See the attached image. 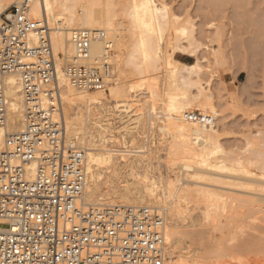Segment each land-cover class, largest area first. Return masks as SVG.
<instances>
[{"label": "rangeland", "instance_id": "rangeland-1", "mask_svg": "<svg viewBox=\"0 0 264 264\" xmlns=\"http://www.w3.org/2000/svg\"><path fill=\"white\" fill-rule=\"evenodd\" d=\"M154 1L159 7L167 8L169 19L172 18L169 33L164 31L163 37L164 44L168 38L173 45H178L173 50L171 46L165 47L168 53L173 52L174 65L180 68L181 63L195 64V71L189 74L190 83L181 87L175 76L166 79V71L163 65H159L148 73L145 83L140 85L144 82L143 75L130 64L132 60L136 61L135 57L130 59V63L127 61V54L132 51L138 32L124 11L127 5L130 6L131 0H82L75 5L78 13L84 6L95 15L99 24H103V18L107 15L111 20L109 27L117 30L103 29L106 41L111 43L109 62L112 76L107 86L116 83L119 88H124L126 95L120 91L123 95L119 93L117 98H113L108 95L106 87L104 97H96L99 101L105 98L103 100L108 102V108H89L88 115L84 109H80L77 115L73 106L66 104L63 97L65 85L59 82L62 92L59 108L60 115H63L61 118L68 128L69 121L77 117L83 133L87 131V117L89 130L93 132L92 140L98 139L97 127L103 124L106 127L105 143H111L109 148L112 152L113 148L119 150L113 152L114 156L123 158L124 155L134 154L145 158V162L151 159L153 164H146L149 168L147 176H151L154 182L158 179L159 185H156L157 182L154 185L157 191L163 187L161 178L167 177L173 181L176 190L167 197V201L174 200L172 204H179L180 212L174 230L178 231L182 241L169 245L168 252H174L172 256L177 257V264H264V0ZM48 23L50 27H55V22L49 20ZM174 28L185 29L175 33ZM99 29L102 30H96ZM53 52L63 73L62 67L68 60V54ZM102 53L103 50L93 59ZM147 81L154 88L153 97L146 93L149 86ZM167 84H171L170 90L165 88ZM166 93L178 96L184 93L182 96H186V99H193L191 111L212 115L210 117L214 119L216 137L211 142V150H202L205 159L203 164L197 161L199 157L194 160L188 157L167 160L170 145L177 144L186 151L196 150L197 144L192 137L186 139L182 136L172 140L169 133L162 130V126L167 127L171 123L164 104L163 95ZM93 94L84 95L83 105L86 98H93ZM194 94L199 97L193 98ZM114 103L125 107L126 111L123 110L121 116L114 112ZM148 106L153 109V113L149 112ZM140 113H143L141 120H135ZM101 118L102 121H99ZM11 131L14 130L9 129L8 132ZM84 146L87 147L85 142ZM125 146L128 152L121 150ZM184 164L190 166L188 170L183 168ZM129 176L130 180L133 176ZM137 177L132 179L141 181L143 185L150 182L140 178V175ZM129 180L121 181L120 184L132 186V180ZM207 195L214 199V205L209 206L205 200ZM118 203L133 205L120 200ZM140 206L164 207L150 202Z\"/></svg>", "mask_w": 264, "mask_h": 264}, {"label": "built area", "instance_id": "built-area-1", "mask_svg": "<svg viewBox=\"0 0 264 264\" xmlns=\"http://www.w3.org/2000/svg\"><path fill=\"white\" fill-rule=\"evenodd\" d=\"M29 2L0 10V264H162L161 211L84 202L86 150L66 136L60 115L54 27L31 18ZM95 38L104 49L93 59ZM70 40L75 53L62 67L67 83L106 91L111 43L103 31L76 29ZM10 75L19 82L20 127L8 132ZM209 117L184 114L194 123L208 124Z\"/></svg>", "mask_w": 264, "mask_h": 264}, {"label": "bare ground", "instance_id": "bare-ground-1", "mask_svg": "<svg viewBox=\"0 0 264 264\" xmlns=\"http://www.w3.org/2000/svg\"><path fill=\"white\" fill-rule=\"evenodd\" d=\"M19 1L21 0H0V10L4 9L6 5L8 6V4L17 3ZM81 1L82 0H30L29 2V16L31 18H34V19L45 18L48 22L49 20L55 22L54 30L51 33V42H52L53 50L57 54L58 52L62 54H66V55L68 54V59L69 57H72L75 53L74 44L70 40V35L73 30L81 29V28H87V29L102 28V30L101 29L99 30L103 31V33H104V30H116V29H113L112 27H109V25H111L110 24L111 20H110V17L107 15L104 16L103 18L104 19L103 24H99L97 22V18L95 17V15L92 14V12L89 11L84 6L80 10L81 12L79 11L78 13L77 10L75 9V5L76 3L81 2ZM155 2L156 1L154 0H131L130 6L128 5L127 7L125 6L126 9L124 11L126 15L130 17V20L132 21L131 23H133L132 25H134L138 30V32L136 33L137 34L136 38L132 46V51H130L129 53L127 52L128 53L127 55L129 57V60L127 61L130 63V59L135 57L136 61L132 60L134 64L132 62L130 64L136 67V70L138 71L139 74H141V76L143 75L142 80L148 77L147 75H149L148 73L150 71H152L153 69H156L159 65H163L166 71V76H167L165 78L170 79L171 77L175 76L176 82H178L177 84H179V86L181 84V87H182V85L184 86L190 83L189 74L195 71L194 70L195 64L194 63H181V64L179 63L181 65L180 68L174 65L175 61L173 60V57H172L173 52L168 53V51L165 50L167 49L165 47L171 46L173 50L174 48L178 47V45H175L176 43L173 45V43H171L168 38L165 39V44H164V37H163L164 31H167L169 33L168 29L171 26L172 18L171 20L169 19L170 14L168 15V10H166L167 8L163 6L159 7ZM88 8L91 9L90 6ZM184 29L174 28V31L176 33L177 31H183ZM103 45L104 43L101 39L95 38L90 44L89 57L93 58L94 56L99 55L104 49ZM121 59L123 60V58ZM184 72H187L188 74L186 75ZM57 74H58L57 76L58 84L60 85V83L62 84L64 83L63 85H65V87L63 88V97L65 98V102L66 104L73 106V108L76 110L77 115L81 111L80 109H84L86 111V115H88L89 108L90 109L97 108L98 110H103V109L108 108L109 106L108 102L104 101L105 98H103L104 100L101 98V100L99 101V99L96 97V96L102 97L105 91L88 92V91L77 90L73 87H70L67 84L66 80H64L65 78L62 73L61 67L57 66ZM7 82L10 86V88L7 91V95L10 97V103H9L10 115H9V121L7 124V128H8L7 131H9V129L18 130L20 127V105H19V94H18L19 82L16 80L14 76H11V75L7 77ZM144 83H145V80L144 82L140 83V85ZM146 84L149 85L147 86L148 91L146 93L149 94V96L151 97L153 95L154 88L152 89L148 81L146 82ZM173 84L174 83H172V85ZM167 85L168 87H165L166 85L164 87L169 88L171 84L170 85L167 84ZM107 87H108L109 96H112L113 98L115 97L117 98V95H120V94L123 95L121 92L124 91V88L123 89L119 88L116 83H113ZM165 92H166V89H165ZM88 93H94L93 95H91V97L93 98L91 99L86 98V101H85L86 103L83 105L84 95ZM182 95L178 96V94L173 95L172 93L171 94L166 93L165 95H163L165 96V101H166L164 103L166 105L165 108L169 115L167 118L168 119L171 118V121H170L171 123L170 125H167V127L162 126V130L164 132H167V134L169 133V138L171 136L172 140L175 138H180L182 136L183 137L185 136L186 139L192 137V140L196 141L197 149L196 150L186 149L185 151L183 147L177 146V144L170 145L169 150L166 154L168 155L167 160L174 161L175 159H179V158L185 159L186 157H188L189 159L193 158L194 160V158L196 159V157L197 158L199 157V160L197 161L203 164L205 162V159L203 158L204 155L202 154V150L209 149V148L211 150L212 148L211 142L214 140V136H215L214 134L216 133L215 124L213 121L214 119H212V117H209L210 122L208 124L201 123V122H197L198 123L197 124L191 121H190L191 123H189V120H186L184 118V114L187 111L191 110L190 108L193 106L192 104L193 99L192 101H190L189 99L185 98L186 96H182ZM61 96H62V92L60 91V102H61ZM194 97H196L195 94L193 95V98ZM207 97L209 99V96ZM204 101H206L205 97H204ZM119 105L121 104L114 103L113 107L116 108L114 109V112L116 113L118 112V114L121 116V114H123L124 111L126 110H125V107H123V105L122 106H119ZM202 106L204 107L205 105H201V107ZM126 108L129 109V107H126ZM209 110H213V109L210 108ZM149 112L153 113V109H151V107H149ZM215 113L216 112L214 111V114ZM142 114L140 116L137 115V117H135V120H141L143 116ZM172 115H175V118H172ZM168 119H165V120H168ZM86 121H87L86 122L87 131L84 130L85 132L83 133H81V126L80 127L78 126L77 117L74 116L72 121H69L68 128L65 123L66 136L70 139H73L76 142L78 147L84 148L86 150V184H85L84 194H83L84 202L87 204L103 205V204H113V202L118 203V200H120V202L133 204L130 206H137V204L138 206H140V204L142 205V203H147V202L158 204L159 206L163 205L164 207H155L156 209H160L162 211L163 218H164L163 219L164 220V238H165L167 250L165 247L164 260L162 264H177L176 263L177 257L175 256L176 258H174V256H172L174 252L173 251L168 252L169 245H174L182 241V237L180 236L178 231L174 230V227H176L177 225L176 222H178L177 216L179 215V212H180L178 209L179 204L178 205L174 203L172 204L171 202H174V200L171 202L170 200L167 201V197L172 196L173 191L176 190V187L173 185V181L172 182L169 181L167 177L161 178L163 182V185H162L163 187L161 188V185H160L161 189L158 188L159 190L157 191L156 190L157 187L154 185L156 184V182L158 183V179H156L157 181L155 180L156 182H154V180L153 181L151 180L152 179L151 176H147L148 175L147 171L149 170V168H147L146 164H153L151 159L145 162L144 161L145 158H140L134 154L133 156H127V155L122 156L124 159L121 158L120 156H114L113 152L115 153L119 150H116L113 148V152H112L111 147L109 148V146H112L111 143L109 141L108 143H105L106 137L104 133L106 132V127H104L103 124H100L99 127H97L98 132H99V137L97 140L96 139L92 140L91 137L93 136L91 135L93 132L89 130L90 124L88 122L87 117H86ZM99 121H102V118L99 119ZM126 121L128 120L126 119ZM169 126H171V129H169L170 128ZM67 129L69 133L67 132ZM2 135H3V131L2 129H0V144L2 141ZM82 140L85 142V145L87 144V147L84 146V142H82ZM126 142H128V140H126ZM88 145H92V146L88 147ZM107 145H108V148H107ZM182 166L183 168L186 167L187 170L190 167L187 164H184ZM129 175H132L133 177H136V178H138L137 176L140 175V178L142 177L144 179H148L150 180V182L145 183L143 185L141 181L139 182L135 179H132L133 178L132 176H131L132 178L129 180V177H130ZM119 177L121 178L120 181H119ZM127 180L129 181L132 180L131 181L132 186L130 185L131 187L129 186V184L128 185L125 183L120 184L121 181L127 182ZM156 185H159V183ZM190 191L192 190H189V192ZM182 192H184V190ZM183 196H181V198H184ZM177 197L179 196L177 195ZM195 199H198V198H195ZM205 200H207L209 206L214 205L213 203L214 199L211 196L207 195L205 197Z\"/></svg>", "mask_w": 264, "mask_h": 264}]
</instances>
